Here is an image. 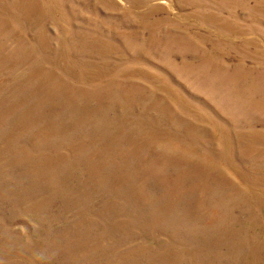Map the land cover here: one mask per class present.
<instances>
[{
    "label": "rangeland",
    "instance_id": "obj_1",
    "mask_svg": "<svg viewBox=\"0 0 264 264\" xmlns=\"http://www.w3.org/2000/svg\"><path fill=\"white\" fill-rule=\"evenodd\" d=\"M0 264H264V0H0Z\"/></svg>",
    "mask_w": 264,
    "mask_h": 264
}]
</instances>
